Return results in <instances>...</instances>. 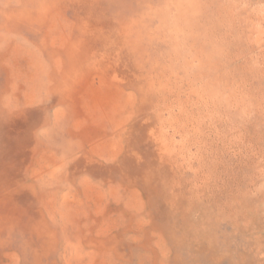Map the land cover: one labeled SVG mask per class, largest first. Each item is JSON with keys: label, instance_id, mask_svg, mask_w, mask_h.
I'll list each match as a JSON object with an SVG mask.
<instances>
[{"label": "rangeland", "instance_id": "rangeland-1", "mask_svg": "<svg viewBox=\"0 0 264 264\" xmlns=\"http://www.w3.org/2000/svg\"><path fill=\"white\" fill-rule=\"evenodd\" d=\"M259 1L0 0V264H264Z\"/></svg>", "mask_w": 264, "mask_h": 264}, {"label": "bare ground", "instance_id": "bare-ground-1", "mask_svg": "<svg viewBox=\"0 0 264 264\" xmlns=\"http://www.w3.org/2000/svg\"><path fill=\"white\" fill-rule=\"evenodd\" d=\"M248 6H249V8H251V7H253L252 5H251V3H249V4H247ZM251 5V6H250ZM262 1L260 0L259 2H256L255 3V6H256V8H257V10L258 11H260V13H261V10H262ZM259 14L257 13L256 14V16H258ZM247 17H249L250 15H246ZM238 17H241V16H239V15H237L235 18H238ZM234 18V19H235ZM236 20V19H235ZM237 22H238V19L236 20ZM247 23H248V21H247ZM244 27H245V25L246 24H242ZM258 25V24H257ZM257 25H255L254 24V27L252 28L253 30H257V29H260L259 27H262L261 25H263V24H259L258 26ZM257 36H259V35H257ZM208 38V37H207ZM204 39V40H207V41H205V43H208V39ZM185 45V44H184ZM185 47H183V49H184ZM184 58L185 57H183V59H182V61L184 60ZM175 60H173V62H178V60L179 59H176V58H174ZM222 60V59H221ZM203 62V58L202 59H199L198 61H196V63L194 62V63H190V62H183L182 64H185L186 66H189V68H190V66H192L193 68H199L198 66L201 64ZM205 63H206V66H213V64H211L210 63V61H205ZM180 64V63H179ZM195 68V69H196ZM224 68V63L221 61L220 62V65H219V69H223ZM174 68H172V70H173ZM192 72V71H191ZM194 73V72H193ZM202 73V72H201ZM198 76H200V77H203V76H208V75H206V74H204V73H202V75L200 74V71H198L197 73H196ZM172 75V74H171ZM192 77V76H191ZM170 81H172L174 84H177V81H175V80H170ZM160 83L161 82H159V84H158V87H157V89L158 90H161L162 92H167L168 94H173V92L170 90V89H168V88H166V86H162V85H160ZM207 86L208 85H197V87L194 89V88H192V90L191 89H188V91H186V92H183L182 93V91H178V93H176V92H174L175 94H177L179 97H176L174 94V96L177 98V99H185V98H187V99H192V98H196V103H198L200 100H203L204 102H202V105L204 104H206L207 102V99L206 100H204L205 99V96L208 94V91L206 90V88H207ZM160 92V91H159ZM179 92H180V94H179ZM180 95H182V96H180ZM172 98V97H171ZM175 104V103H174ZM216 106H217V104H215ZM173 107V106H172ZM212 108V107H211ZM220 108V109H219ZM218 108V106H217V108L216 109H218L217 110V112L219 111V113H218V116H222L223 114L222 113H225L223 110H222V107H219ZM213 109V108H212ZM227 110L228 111H230L231 112V114H233V113H235L234 112V108L233 107H228L227 108ZM223 111V112H222ZM236 111V110H235ZM242 113V112H241ZM237 114H239L238 112H237ZM181 116V115H180ZM185 120V119H184ZM187 120V119H186ZM169 123V122H168ZM160 143H162V145H160L159 146V148H160V150L164 153H167V152H169L171 149H172V147L173 146H171V144L169 143V142H167V141H160ZM177 146V145H176ZM260 182V181H259ZM244 208V207H243ZM259 255H260V253H259Z\"/></svg>", "mask_w": 264, "mask_h": 264}]
</instances>
